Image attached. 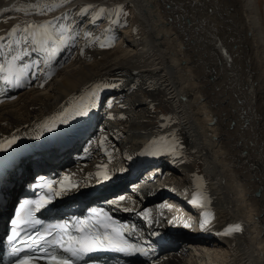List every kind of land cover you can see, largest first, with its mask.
<instances>
[{
  "label": "bare ground",
  "instance_id": "bare-ground-1",
  "mask_svg": "<svg viewBox=\"0 0 264 264\" xmlns=\"http://www.w3.org/2000/svg\"><path fill=\"white\" fill-rule=\"evenodd\" d=\"M123 3L132 9L129 27L117 16ZM6 17L13 22L0 28L6 36L0 49L26 45L14 63L32 42H25L28 25L34 31L47 25L45 41L77 53L45 89L0 106V134L78 97L90 84L116 85L105 90L114 99L103 109L111 110L104 123L111 141H126L127 151L148 143L153 152H168L160 150L163 143L175 145L168 168L175 178L181 172L172 168L180 161L191 177L202 162L204 183L195 174L193 182L207 189L218 230L206 232L193 264H264V21L258 0H0V22ZM14 27L20 31L9 36ZM10 59L0 53V62ZM154 107L170 117L158 118ZM30 170L27 164L15 185L21 187ZM18 191L14 186L9 193ZM199 220L202 212L194 223ZM237 223L241 232L223 235ZM168 263L188 264L177 256Z\"/></svg>",
  "mask_w": 264,
  "mask_h": 264
},
{
  "label": "snow or ice",
  "instance_id": "snow-or-ice-1",
  "mask_svg": "<svg viewBox=\"0 0 264 264\" xmlns=\"http://www.w3.org/2000/svg\"><path fill=\"white\" fill-rule=\"evenodd\" d=\"M85 11H87L85 9ZM82 15L84 13H81ZM32 25H28L23 31L28 35L25 36V42L27 43L29 39L33 42L36 41V37L46 39L49 37L48 26L40 25L35 28ZM20 29L14 27L10 32L9 36L15 35ZM3 37H0V40H3ZM62 42H67L64 40V37H61ZM110 46V45H109ZM103 48L104 45H101ZM83 54V53H81ZM18 59V58H17ZM39 71V69H37ZM43 87V84L40 85ZM110 87H116V85L110 84H96L93 86L92 90L88 93L89 102L88 103H78L74 104L70 108H66L59 115L53 116L50 119L43 121L39 125L44 132H53L60 125H68L71 121L76 120L79 117H87L90 111L96 107V103L93 102L92 98L99 99V94L103 90H107ZM39 138L38 136L36 137ZM19 139L18 135H13L10 139L6 140L3 143H0V151H5L8 148H11L12 145L16 144ZM161 151H168L172 154H175V146L169 147L168 145H162ZM155 155V153H152ZM42 181V187L47 189L45 195H41L38 199L28 201L26 203L35 205V211L39 212L41 209L45 208L47 205L52 203L53 197L66 196L70 191L77 187L75 182H71L68 176H65L62 181L59 182L58 187L53 186V181L44 180L43 177L40 178ZM111 179L107 170L98 171L96 173L97 183H102ZM119 201H123L125 197L122 195L119 198ZM109 204H116L115 199L108 201ZM196 204V201L192 202ZM203 206L202 204L200 205ZM164 207H171L170 205H164ZM128 211V209H124ZM92 215L101 217L102 219L98 220L96 225L89 226L88 222L85 220H79L77 222L78 226L75 228V231L79 235H74L71 232V226L68 223H58L53 225V229L57 230L56 236L51 240H46L45 236H38L36 239L29 237L31 240V246H36V250L42 255H25L22 258H19L16 264H34L36 260H45L46 264H74L72 259L65 258L62 255L57 254V249L61 250L64 253H69L72 258L82 259L81 254H90L97 251H114L120 252L127 255H133L136 253H141L147 255L142 248H138L133 243L129 242L126 238L125 233L120 230V227L116 226V222L108 216L106 212L103 211H92ZM147 213H144V216L147 217ZM107 221V222H106ZM14 225L19 226L16 220H13ZM26 223H30L32 226L40 224L39 219L32 218L31 211L29 212V220ZM169 224H172V221H168ZM185 228L188 227L187 224L184 225ZM242 231V225L237 223L234 226H231L225 230L223 235H231L233 233H239ZM48 235H52V230H49ZM18 235L17 232H13V235L9 237V240H14ZM43 242V243H42ZM19 251V250H17Z\"/></svg>",
  "mask_w": 264,
  "mask_h": 264
},
{
  "label": "rangeland",
  "instance_id": "rangeland-1",
  "mask_svg": "<svg viewBox=\"0 0 264 264\" xmlns=\"http://www.w3.org/2000/svg\"><path fill=\"white\" fill-rule=\"evenodd\" d=\"M123 2V1H122ZM121 2V3H122ZM258 5H259V8H260V11H261V13H262V21H264V0H258ZM121 8H131V6H129L128 4L126 5V4H122V6H120L119 7V9H118V13H117V16H118V18H119V16H120V10H121ZM133 14H132V9H131V14H130V16L128 17V19L127 20H120L121 21V24H123V25H125V26H127V27H129L130 25V23H131V21L133 20ZM212 20L214 21V17H212ZM206 21V22H205ZM207 19H204V24H206L207 23ZM135 24V25H134ZM134 24H132L135 28H136V23H134ZM213 26V27H212ZM263 26H264V22H263ZM205 27V30L207 31L208 30V28H207V26L205 25L204 26ZM216 27H220V26H217V24L215 23L214 25H213V23L210 25V28H214L215 30H217L218 32L221 30L220 28H219V30L218 29H216ZM202 30H203V32H205V30H204V28H202ZM130 31H132V29L130 30ZM222 32V30L220 31V34H222L221 33ZM207 34V35H206ZM129 36H131V33H129L128 34ZM205 35H206V37L208 38L209 36H210V34H208V32L206 33L205 32ZM128 36V37H129ZM209 39V38H208ZM115 44H117V42L115 43ZM128 104H131L130 103V101H128L127 102ZM158 108V107H157ZM158 110L160 111V112H162V110H163V108H158ZM153 113L159 118V115L157 114V111H156V109H155V107L153 108ZM163 113V112H162ZM160 114V113H159ZM164 114H166L165 112H164ZM166 115H168V114H166ZM161 117H165V116H163V115H161ZM165 118H168V117H165ZM194 169L196 170H198L199 172H200V174H201V172H204L205 170H203L204 168H203V165H202V162H199V160L195 163V167H194ZM181 173H183V170H181L180 171ZM178 174L177 175V177L176 178H178V176L179 175H182V174ZM196 174H199V173H196ZM197 176V175H196ZM198 177V176H197ZM196 178V177H195ZM198 178H200V177H198ZM202 178V177H201ZM189 179L190 180H192V177H191V175L189 176Z\"/></svg>",
  "mask_w": 264,
  "mask_h": 264
}]
</instances>
